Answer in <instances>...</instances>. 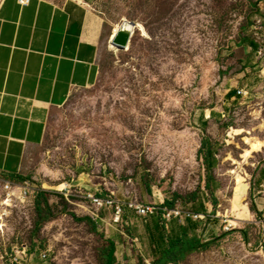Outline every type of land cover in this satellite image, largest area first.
Instances as JSON below:
<instances>
[{"label": "rangeland", "instance_id": "374dc122", "mask_svg": "<svg viewBox=\"0 0 264 264\" xmlns=\"http://www.w3.org/2000/svg\"><path fill=\"white\" fill-rule=\"evenodd\" d=\"M81 1L109 26L99 79L50 114L19 182L45 194L52 218L37 226L35 200L13 211L0 224V264L15 247L24 264H103L109 240L116 263L152 264L153 216L126 208L119 222L104 210L97 229L76 221L90 219L81 193L95 188L199 216L162 215L169 235L186 225L216 239L180 264H264V0ZM125 20L144 32L120 50L111 37Z\"/></svg>", "mask_w": 264, "mask_h": 264}, {"label": "crops", "instance_id": "0c3cea01", "mask_svg": "<svg viewBox=\"0 0 264 264\" xmlns=\"http://www.w3.org/2000/svg\"><path fill=\"white\" fill-rule=\"evenodd\" d=\"M108 30L104 15L81 0H1L0 173L6 179L23 175L50 114L96 84Z\"/></svg>", "mask_w": 264, "mask_h": 264}, {"label": "built area", "instance_id": "2783aa9c", "mask_svg": "<svg viewBox=\"0 0 264 264\" xmlns=\"http://www.w3.org/2000/svg\"><path fill=\"white\" fill-rule=\"evenodd\" d=\"M29 0H20L21 4H26ZM66 189V188H65ZM102 190L95 188L94 190H89L82 192L81 198L85 202V210L88 211L90 219L94 222L101 220V213L104 210H110L115 215V220L120 221L121 217L124 214L126 208L135 212L137 215L142 217H151L158 214L161 210L164 219L172 220L178 217H194L198 219L199 216L187 215L180 210H167V209H158L152 205H144L140 203L129 202L123 204L117 200L113 195H103ZM40 193L36 189V186L32 181L23 180L11 181L6 179L2 173H0V224H3L6 221L8 216H11L13 211L18 208L24 207L29 204L31 201L36 199L37 194ZM3 227L0 228L3 231ZM12 254V264H24L25 263V250L15 247ZM46 257V254L43 255V258Z\"/></svg>", "mask_w": 264, "mask_h": 264}, {"label": "trees", "instance_id": "16d2710c", "mask_svg": "<svg viewBox=\"0 0 264 264\" xmlns=\"http://www.w3.org/2000/svg\"><path fill=\"white\" fill-rule=\"evenodd\" d=\"M251 47H256L254 43H249ZM206 149L205 153V165L210 176L211 170L215 166V158L213 157L212 151L207 147V141L204 143ZM22 178L19 177L18 181ZM174 202L167 200L164 207L172 208ZM35 211L37 213L38 221L37 226L44 222H48L52 218L51 209L48 205L45 194L40 192L37 194L35 199ZM45 214V217L41 218V215ZM162 212L153 216V227L148 228V236L150 244L153 249V260L152 264H180L183 262L191 253L199 252L209 249L211 244L215 243L216 239L204 240L198 235H190L188 233L189 226H182V232L178 233L173 229V234L169 235L164 224L161 223ZM78 222L88 221L92 224L93 229L96 228V224L91 219L78 220ZM243 236L246 238V231L240 230ZM115 243L111 240L107 241L106 245L101 249V259L103 264H118L116 263L115 257Z\"/></svg>", "mask_w": 264, "mask_h": 264}, {"label": "water", "instance_id": "95a60500", "mask_svg": "<svg viewBox=\"0 0 264 264\" xmlns=\"http://www.w3.org/2000/svg\"><path fill=\"white\" fill-rule=\"evenodd\" d=\"M134 23L130 21H123L121 28L118 32L111 38V44L120 50H125L128 48L129 42L133 33L131 32V27H134Z\"/></svg>", "mask_w": 264, "mask_h": 264}, {"label": "bare ground", "instance_id": "6f19581e", "mask_svg": "<svg viewBox=\"0 0 264 264\" xmlns=\"http://www.w3.org/2000/svg\"><path fill=\"white\" fill-rule=\"evenodd\" d=\"M134 25H135L134 27H131V32H132V33H134L136 27H138L141 31L144 32V29H143L142 26H140V25L137 26L135 23H134ZM121 26H122V24H121L120 26H116V27L114 28V30H113V34H112V37L118 32V30L121 28ZM112 37H111V38H112ZM111 46H113V45L111 44Z\"/></svg>", "mask_w": 264, "mask_h": 264}]
</instances>
